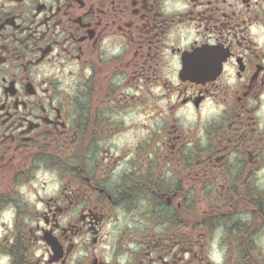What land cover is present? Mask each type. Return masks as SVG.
<instances>
[{"label":"flooded vegetation","instance_id":"flooded-vegetation-1","mask_svg":"<svg viewBox=\"0 0 264 264\" xmlns=\"http://www.w3.org/2000/svg\"><path fill=\"white\" fill-rule=\"evenodd\" d=\"M0 264H264V0H0Z\"/></svg>","mask_w":264,"mask_h":264},{"label":"rangeland","instance_id":"rangeland-1","mask_svg":"<svg viewBox=\"0 0 264 264\" xmlns=\"http://www.w3.org/2000/svg\"><path fill=\"white\" fill-rule=\"evenodd\" d=\"M162 106H163V103H160L159 108L161 109ZM163 111H165V113H163ZM137 113L140 114V111H137ZM157 113H158L159 116H158V119L155 122H170V121H172V116L173 115L168 110H162V112H158L157 111ZM151 116H152V114H151ZM142 118L145 120L146 118H148V116L139 118L138 115H136L135 119H133V121L132 120L130 121V119H128V118L119 117L118 121H123L124 123L130 124V123H133V122L137 123V122L141 121ZM148 121H149L150 124H151V122L155 123V122H153L150 119ZM135 136H137V135H135ZM128 137H129V135H126V136H124L122 138H119V140L131 138V136L129 138ZM125 143H127V141L126 142H122V144H125Z\"/></svg>","mask_w":264,"mask_h":264},{"label":"clouds","instance_id":"clouds-1","mask_svg":"<svg viewBox=\"0 0 264 264\" xmlns=\"http://www.w3.org/2000/svg\"><path fill=\"white\" fill-rule=\"evenodd\" d=\"M217 260H219V254H217V257H216Z\"/></svg>","mask_w":264,"mask_h":264}]
</instances>
